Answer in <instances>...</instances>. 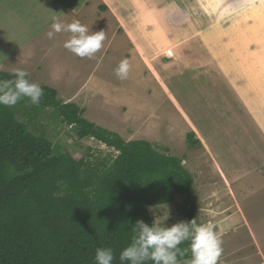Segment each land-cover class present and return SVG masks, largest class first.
<instances>
[{
	"label": "crops",
	"instance_id": "0c3cea01",
	"mask_svg": "<svg viewBox=\"0 0 264 264\" xmlns=\"http://www.w3.org/2000/svg\"><path fill=\"white\" fill-rule=\"evenodd\" d=\"M200 1L73 0L66 10L45 14L58 0H0V67L8 74L23 69L29 79L35 75L30 79L35 82L38 76L44 77L38 84L47 81L69 87L77 81L81 86L96 77L98 95L93 99L99 98V102L95 109H108L119 119L120 126L105 130L126 142L145 141L163 147L167 155L180 159L191 176L198 206L203 203L197 216L212 221L231 203L220 207L210 198L213 192L227 195L234 178L241 176H235L236 172L248 174L252 164L264 163V128L248 106L253 102L264 118V92H259L256 79L243 70L246 60L230 58L235 48L229 42L231 29L215 27L235 17L205 11ZM189 2L193 6H186ZM197 3L203 14L194 17L191 14L199 9ZM207 18L211 22L204 26ZM73 19L88 26L90 32L106 33L103 47L91 59L64 48L70 33L47 38L53 23ZM124 59L129 61L130 71L121 79L115 69ZM258 62L251 61L252 66L259 67ZM80 92L88 99L95 94L90 86L77 88L74 94ZM122 104L128 105L130 117L122 112ZM133 120L137 130L128 134ZM238 133L242 142H237ZM189 134L195 142L192 147L187 141ZM234 221L224 225L230 228ZM235 247L241 250L235 261L245 253L243 264H255L264 253L261 244L257 252Z\"/></svg>",
	"mask_w": 264,
	"mask_h": 264
},
{
	"label": "trees",
	"instance_id": "16d2710c",
	"mask_svg": "<svg viewBox=\"0 0 264 264\" xmlns=\"http://www.w3.org/2000/svg\"><path fill=\"white\" fill-rule=\"evenodd\" d=\"M13 78L0 72V80ZM41 88L40 104H30L28 112L51 108L78 139L93 136L119 155L96 163L75 160L68 151L57 154L45 136L28 130L18 109L0 105V264H96L100 247H111L112 264H121L133 224L151 226L149 208L173 203L177 195L188 197L179 218L198 223L192 179L178 158L145 141H123L82 119L83 111L59 100L54 89ZM27 103L25 98L16 105ZM27 118L36 125L35 116ZM191 140L189 134L190 147ZM178 259L189 260L191 253Z\"/></svg>",
	"mask_w": 264,
	"mask_h": 264
},
{
	"label": "rangeland",
	"instance_id": "374dc122",
	"mask_svg": "<svg viewBox=\"0 0 264 264\" xmlns=\"http://www.w3.org/2000/svg\"><path fill=\"white\" fill-rule=\"evenodd\" d=\"M177 1L181 2L183 0ZM208 1L210 0L200 1L201 4L206 6L205 11H210L211 13L219 15L230 13L232 14L231 17H235V20L232 22L227 21L224 23H218L215 27L220 26L231 29L232 32L229 37L231 40L229 42L234 43L235 48L234 54H232L230 58L235 60H246V64L244 66L247 67L243 68V70L248 73L247 75L250 76L251 79H256L259 92L263 93L264 84L260 83H264V0H211V2L207 3ZM69 3L71 5L73 0H58V4H53L52 10L50 11L48 9L45 14H57L62 12L68 8ZM201 4L197 3L199 9L196 13L193 12L191 14L192 16L195 17L203 14L200 9ZM54 5H58V8H55ZM186 6L191 7L193 4L189 2ZM168 20L169 18H166L165 23H167ZM189 21L191 22L193 19H190ZM210 22L211 21L208 19L204 22V26ZM239 48L243 49L239 51ZM251 61H259V67L252 66ZM87 69L90 70L91 66H88ZM0 72L6 73V70L4 71L0 67ZM31 77H35V75L32 74L30 79ZM42 79L45 80L44 77L38 76V82ZM32 82L38 84V82H35L34 80ZM65 84L66 83L60 84L45 81L44 83L39 84V86L47 85L55 91L58 90L60 97L61 95H65L64 97L67 96V99L61 97L62 99L60 100L63 102L74 103L83 109L81 118L89 121L90 123L104 129L114 128V126L117 125L120 126L118 124L119 119H117L114 112L104 109L103 113L99 112L94 107V104L99 102V98L93 99L96 95H98V93H95L98 86L96 77L91 78L89 82L86 80L81 86H79L77 81L74 85H70L69 87ZM86 86L92 87V92L95 93L91 94L89 99L86 94H82L81 92L80 94H74L77 88H83ZM182 86L184 88L187 87V89H191L190 85ZM243 95L247 98V95ZM231 96L233 95L231 94ZM29 105L30 103H27L24 106L16 105L12 106V108L18 109V112L16 113L17 117L27 123L25 125L33 135L45 136L53 144L57 154H65L68 151L75 160L83 159L84 161H92L96 163L111 161L114 159L115 155H118V153L114 152L112 149L104 147L97 141H92L89 137L78 139L73 130L61 122L60 118L55 114L53 109L50 108L43 112H38V110L28 112V107H31L32 109L34 107ZM248 106L253 111L252 113H255L253 115L254 117L256 116V121L262 128H264V118H262L263 116L255 109L253 102H249ZM127 107V104H122V112L126 111ZM135 107L136 111H139L138 107ZM116 108L118 112V101ZM36 111L38 113H36ZM126 112H128L127 116L130 117V111ZM29 113L30 117L35 116L37 118V123L35 122L36 125L29 124L30 122H33L27 118ZM238 120L239 119L235 116V122ZM132 125L133 128L128 130V134H133V132L137 130L136 126H134V120L132 121ZM252 126H255L253 121ZM252 129L251 131H253ZM224 131L226 132L228 130L225 129ZM247 132L248 131H246V133ZM126 140H130V137L127 136ZM237 142H242L241 135L238 136ZM156 149L158 152L166 154L165 148L157 147ZM259 164V166L252 164V168L249 169L252 170L248 173L249 176H247L248 174L244 172H236L235 176L238 174H241V176L234 178L233 188L231 189V192L227 193V195L225 193H221V196H219L217 193L213 192V195L210 197L218 203L220 207L227 204L228 201H231L229 205L222 207L226 208V210L212 220L217 223V230L221 233L223 241V259L219 261L220 264H232L234 262V264H243L242 260L245 259L242 258L246 257L245 253L241 258L235 261L237 256H241V250L236 251L235 249L236 245L240 248L245 247V250L249 252H257L260 244L264 249V163L261 162ZM245 175L246 177H244ZM202 196L206 201L207 197L205 195ZM185 201H188V197L186 195H177L175 196L174 203L150 207L149 214L156 223L165 227H170L180 221H187L185 219L178 218L179 214H177L179 213V207L183 211L188 209V204L185 203ZM202 204L203 203L198 206V210L199 208H202ZM197 213H200V211ZM231 219H235V221L230 223V228H227L224 224L231 221ZM197 220L201 221L202 224L209 222L206 216H202L201 218L199 216ZM201 222L199 223L201 224ZM233 236L236 238H231ZM260 258L261 260L257 261L255 264H264V253L263 256L260 254ZM181 264H183V262H181Z\"/></svg>",
	"mask_w": 264,
	"mask_h": 264
},
{
	"label": "clouds",
	"instance_id": "9594fccd",
	"mask_svg": "<svg viewBox=\"0 0 264 264\" xmlns=\"http://www.w3.org/2000/svg\"><path fill=\"white\" fill-rule=\"evenodd\" d=\"M51 28L52 30L47 33L49 40L54 39L61 32L71 34L63 46L80 58H93L101 50L106 39L104 30L90 32L89 27L77 19H73L70 23L55 22ZM129 71V61L124 59L115 69V74L118 78L123 79L128 76ZM12 75L13 79L0 80V105L12 107L25 98L30 104L39 105L44 95L42 86L32 82L28 78V72L23 69H14ZM56 92L58 99H62L59 91ZM81 110L83 111V109ZM69 127L72 129V126ZM89 139L94 142L97 141L108 149L110 148L93 136H90ZM110 149L119 155V152L114 148ZM117 156L115 155L114 159ZM195 199L197 203L196 194ZM198 211L197 203L196 212ZM197 218L199 217L197 216ZM184 219L187 221L177 222L170 227L161 226L155 221L149 226L143 220H137L133 224L134 235L130 244L119 255L121 264H145L147 261H151L152 264H181L178 257H183L188 252L191 253V259L183 261V264H220L223 241L221 233L217 230V223L208 220L209 222L203 224L198 221V223L201 222L198 224L195 218L189 221L186 217ZM185 243L188 247L182 249L180 246ZM114 258L111 247H100L95 250L96 264H112Z\"/></svg>",
	"mask_w": 264,
	"mask_h": 264
},
{
	"label": "built area",
	"instance_id": "2783aa9c",
	"mask_svg": "<svg viewBox=\"0 0 264 264\" xmlns=\"http://www.w3.org/2000/svg\"><path fill=\"white\" fill-rule=\"evenodd\" d=\"M169 54H170V53H169ZM169 54H168V55H169Z\"/></svg>",
	"mask_w": 264,
	"mask_h": 264
}]
</instances>
